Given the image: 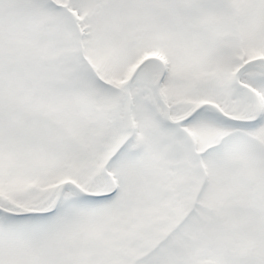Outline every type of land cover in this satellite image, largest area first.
<instances>
[{
  "label": "rangeland",
  "instance_id": "1",
  "mask_svg": "<svg viewBox=\"0 0 264 264\" xmlns=\"http://www.w3.org/2000/svg\"><path fill=\"white\" fill-rule=\"evenodd\" d=\"M30 2L0 0V87L3 86L0 88V198L9 197L24 209L38 211L50 204L51 190L66 177L76 179L79 187L85 191H98L103 182L94 176L95 167L89 160L99 165V157L108 155L114 140L104 139L101 149L92 145L91 150L96 152L97 157L91 151L85 152V156L80 155L76 146L67 141L57 142L62 149L72 151H64L67 165L62 169L56 168L55 156L49 153L47 142L50 143L51 135L61 138L62 133L56 126L49 127L47 119L58 123L66 120V128L75 122L72 117L67 120L62 111L61 105L66 104L62 98L65 93L60 86L51 89L44 80L41 93L35 95L37 100L27 101L30 81L26 79V73H31L30 67L20 74V80L24 79L29 86H20L17 81L6 85L3 82L5 75L14 74L10 69L16 65V56L11 53L15 49L9 40L17 39L24 52H36L32 49V46H36L33 37L37 36L34 32L42 19L50 20L53 16L50 11L53 6L46 0H39L35 4ZM231 2L238 13L236 28L239 30L240 53L233 40L227 37L230 29L223 19V13L217 9L200 6L191 12L182 10L176 14L170 4L160 0H73L69 4L83 20L81 25L87 58L100 69V75L110 76L108 82L112 86L121 88L127 74L135 68L132 49L137 46L142 50L147 49L143 56L155 57L166 67L167 76L160 91L163 97L169 99L172 121L183 119L198 104L218 106L237 120L252 118L258 104L262 121L249 127L225 123L216 119L212 110L206 108L190 121L181 122L184 124L178 130L181 135L194 138L197 152L193 155L201 154L202 158L193 161L164 155L169 142L165 141L159 148L160 134L175 136L176 132L164 127L154 113L157 110L159 114L161 109L157 105L154 109L151 106L154 97L150 78L147 74L140 75L131 88V124L135 132L132 145L141 149V161L146 163L147 168L137 172L136 163L140 158L130 156L132 146H129L107 168L113 180L118 179L120 184L119 200L111 204H80L71 199L75 192L65 189L62 203L65 211H58L52 218L11 222L7 214L2 217L5 215L0 212V264H99L97 254L100 253V245H95L97 240L119 251L122 264H130V255L137 258L142 253L140 246H146L147 242L155 243L161 232L177 229L175 223L179 213L185 214L190 207L184 201L197 196L193 193L200 191L195 180H198V167L195 166L198 162L207 167L209 189L202 191L197 203L203 204V196L206 204L216 209L223 222L230 227L226 232L230 249L245 253L251 248L253 253L264 255V149L257 152L258 148L264 146V66L255 63L240 74L243 91H235L231 86L238 66L264 57V0ZM155 6H161L172 20L167 15H160L158 19L159 12ZM139 31H142V38ZM70 34L76 36L73 32ZM41 38L43 42L38 48L50 58L54 51L46 33ZM203 42L209 43L213 49H208ZM27 43L31 45V51ZM234 55H237L235 61ZM242 55L243 58H240ZM2 58L13 60L12 65L7 63L9 69L3 66L6 63ZM106 70H111V75ZM42 76L49 78L47 72ZM34 101L42 105L40 114L34 113ZM94 103L96 107L101 106L97 100ZM72 105L69 108L73 111ZM110 105L108 103L106 106ZM123 109L122 106L121 114ZM84 114L89 119L94 118L89 110H85ZM77 126L72 128V132L76 139L82 141L81 128ZM122 126L123 122L115 123L110 129L116 139L123 134ZM90 129V135H94L96 129L93 126ZM180 140L183 145V138ZM125 176L132 179L139 176L161 177L165 182L170 178L171 190L166 192L164 189V195L160 196L151 189L150 181L139 180L137 186L131 184L130 179L122 180ZM34 181L38 190L30 187ZM191 188L194 190L191 191ZM206 204L204 207L208 208ZM161 205L171 206L172 213L165 214ZM253 206L259 210L257 216L251 211ZM204 207L201 210L203 213ZM4 208L2 210L6 211ZM199 219L196 217L195 222ZM115 220H119L117 224H114ZM198 222L200 229L192 230L191 225L189 228L180 227L188 236H183L181 240V244L184 243L189 249L186 260L193 264L196 252H204L205 258L223 264L216 221L212 216L207 218L205 230L209 227V233L205 248L198 239L203 222ZM177 237L181 238V235L178 233ZM131 240L136 245L130 244L128 250H124ZM111 258L117 261L114 254ZM169 263L181 264L174 258H170ZM136 264L151 263L136 261ZM224 264L245 263L227 259Z\"/></svg>",
  "mask_w": 264,
  "mask_h": 264
},
{
  "label": "trees",
  "instance_id": "2",
  "mask_svg": "<svg viewBox=\"0 0 264 264\" xmlns=\"http://www.w3.org/2000/svg\"><path fill=\"white\" fill-rule=\"evenodd\" d=\"M39 0H31L30 4H35ZM73 0H46L48 4H52L53 8H50V11L52 12V18L50 20H43L40 22V25L36 29V33L34 32V35L37 37H33L35 40L36 46L32 49L36 52L33 53L24 52L21 48V44L17 39H11L9 40L10 43L14 46V51L11 52L12 55L16 56V65L15 68L10 69L13 75H5L4 78H2L3 82L6 84L14 83V81H17L20 83V86H29L24 79L20 80L21 73H25L26 67H30L31 73H26V79L30 81V87H27V92L29 93V96L26 98L27 101L31 102L33 100H37L35 98V95L41 93V84L43 81H47L50 84L51 89L59 88L65 93L62 94L63 100H65L66 104L65 106L61 105L62 111L64 113V116L68 120L69 118H74L75 122H73L71 125H69V128H66L65 125L67 124V121L64 120L61 123H58L56 121L47 119V124L49 127L56 126L61 130L62 136L61 138H56L51 135V141L48 144V150L50 154H53L55 156L56 168L62 169L64 166L67 165L66 163V156L64 154V151L71 152L72 149H62L57 142L60 141H67L71 145L76 146L77 151L80 153V155L85 156V152L91 151L95 157H97L96 152L91 150V146L94 145L96 148L101 149L103 148L102 142L106 138H110L114 140L113 148L108 150V155H110L123 141V139L127 135V130L125 128V117H124V110L121 114V107L125 104V84L127 80L130 77L131 73H128L123 85L121 88H117L116 86H112L108 80L109 78L106 77V75L102 74L100 75L99 71L100 69L93 65L90 60L87 58L86 54V46L84 42L85 34L83 27L81 25L82 18H80L75 11H73L69 4H71ZM106 1V0H105ZM161 2H167L171 5L172 9L176 14H179L182 10L191 12L194 10V8H198L200 6H206L212 10L217 9L220 10L221 13H223V19L226 21L227 27L230 29L229 33L233 32V34L229 35V38L233 40L234 43L237 44L238 42V29L237 22H238V13L237 10H235L232 6L231 0H190L189 2H185L183 0H160ZM102 5V4H100ZM55 6V7H54ZM57 8V9H55ZM155 9L159 12L157 18L160 19V15H167L168 13H165V11L162 10L161 6H155ZM227 14L226 17H224V14ZM169 17V16H168ZM171 21L172 19L169 18ZM45 28V29H44ZM44 29V30H43ZM46 29H48V32H46ZM70 29L71 31H69ZM15 32L18 30H14ZM137 31V29L135 30ZM70 32H73L76 36L73 37ZM43 33H46V36L48 37L47 41L50 44L51 48L54 51V54L51 55L50 58L46 57L38 48L39 44L43 42L41 35ZM140 37L142 38V31H139ZM140 38V39H141ZM140 40L137 41L139 43ZM198 42V41H196ZM202 43V42H201ZM204 45L207 46L209 49H213V46H211L209 43L203 42ZM27 46H29V49L31 51V45L27 43ZM135 48L132 49L135 53V58L133 60L135 64V68L140 65V63L146 59V56H143L146 54V50L139 49V47L134 46ZM216 49V47H214ZM233 54V53H231ZM4 59V58H2ZM5 60V62H4ZM3 62L6 63L3 66L6 69H9V65H12L13 60L10 59H4ZM8 63V64H7ZM264 66V64H260ZM18 66V69L16 70ZM134 68V69H135ZM246 69V68H245ZM111 75V70H106ZM44 72H47L49 74V78L45 79L42 74ZM161 69L158 66L156 62H148L144 66L141 67L138 75L136 76V79L145 73H150V78L152 85L158 80L160 76ZM13 77V80L11 79ZM136 79L133 81L132 85L136 81ZM1 84V83H0ZM1 89L3 86L0 87ZM20 89V88H19ZM3 91V90H2ZM4 93V92H3ZM4 96H2L3 98ZM164 98V101L168 103V100ZM91 100V103L89 104L88 101ZM95 100H97L100 103V107L95 106ZM57 102H59V99H57ZM34 113H39V108L42 107V105L36 101H34ZM60 103V102H59ZM110 103V107H107L106 105ZM73 104L74 110H70L69 105ZM155 104H159L157 100H155ZM195 108V107H194ZM85 110H89L92 115L93 119H89L85 114ZM79 111V112H78ZM40 114V113H39ZM37 120V117H36ZM123 122V126L121 128L122 135L116 139L114 137V134L110 132V129L112 126L116 123ZM78 125L81 128V138L82 141H79L75 138L72 128L74 126ZM77 126V127H78ZM94 127L96 129V133L94 135H90V127ZM182 133H175L174 135H161L158 140L159 148L162 147V144L165 141L169 142L168 149L164 150V155L169 154V156L178 157L180 159H190L193 161H196L201 158V155H193L194 152H191L195 148V140L188 136L181 135ZM180 138H183L184 144L182 145L180 143ZM56 143V144H55ZM130 144H128L122 152L127 149V147ZM132 150L129 152L130 156L139 157L140 161L136 163L137 172H140L142 170H145L147 168V165L145 162L141 161L142 153L141 149H136L135 145H131ZM170 147V148H169ZM130 151V150H129ZM121 152V153H122ZM16 155V154H14ZM108 155L106 157H99V165H97L94 161L89 160L93 163V166L95 167L94 176L99 177L102 179L103 185L102 187L96 191L93 194H102L105 192H110L112 187L109 180L103 175L102 173V166L107 161ZM120 155V154H119ZM118 155V156H119ZM117 156V157H118ZM116 157V158H117ZM115 158V159H116ZM114 161V160H113ZM111 163V162H110ZM109 163V164H110ZM108 164V166H109ZM38 167L40 166L37 162ZM53 169H55V166H53ZM70 170L72 168L70 167ZM200 170V167L197 169ZM201 171V170H200ZM204 173V172H203ZM205 176V173L202 174ZM128 177V176H125ZM140 177V176H139ZM113 178V177H112ZM130 178H132L130 176ZM136 178V177H134ZM132 180V179H131ZM160 180L162 183H164V179L160 177ZM36 181V180H35ZM33 182L30 187L34 190H38V186L36 182ZM72 181L76 185H78V181L76 179H71L69 177H66L63 182ZM62 182V183H63ZM61 183V184H62ZM59 184L58 187L51 190V209L54 207L55 202L57 203V207L55 211H53L51 214H49V218H52L55 216V214L58 213V211H65L63 210V193L58 195V188L61 185ZM79 186V185H78ZM66 189L73 190L71 187H66ZM74 191V190H73ZM88 192V191H87ZM91 193V192H88ZM39 195L41 193H38ZM118 194L113 195L112 197H116ZM111 197V198H112ZM72 200L78 201L80 204H91V205H97L101 203L108 202V198L102 197V196H90L85 197L77 194L75 192V196L71 198ZM251 199V197H250ZM57 200V201H55ZM3 203V204H1ZM110 202H108L109 204ZM111 204V203H110ZM3 207L6 208V211L8 213H18L21 212H28L31 211L29 208L24 209L17 203H15L11 198L2 196L0 198V208L3 209ZM47 206H43L42 209H46ZM4 208V209H5ZM251 211L255 216H257V213L259 212L258 209H255L254 206L251 208ZM9 217V220L11 222H18L23 219L27 218H14L12 215H7ZM40 218V219H47V218ZM32 218H39L32 216ZM222 218V217H221ZM221 218L217 217V222L221 226L220 227V237H219V244H220V251H221V261L224 262L227 259H233V260H242L245 264H262L264 263V255L259 256L252 252L251 248H248L245 253H238L237 251H234L230 249L228 246L227 240H226V232L230 229L229 226L224 225L221 222ZM30 224V223H29ZM223 227V228H222ZM222 228V229H221ZM122 235H124L122 233ZM130 244L136 245V242L131 240V243H128L124 250H128V247ZM147 248L146 250L149 251L151 246L150 242L146 243ZM95 245H100V253L97 254V257L99 259V264H122L121 263V257L119 251H116L115 249H111L109 247H106L102 245L100 241H96ZM178 248V251L180 253H183V250L180 249L181 247L176 245ZM144 252H147V251ZM160 250V249H159ZM114 254L117 258V261L112 260L111 255ZM153 258H157L153 254ZM129 258L131 259L130 264H136L137 258L130 255ZM166 258V257H165ZM177 259V258H176ZM205 259L204 252L198 253L196 252V257L194 263H198L199 261H202ZM148 261H151L152 264H158L156 259H151L150 257L147 258ZM185 264H188L187 261L184 262Z\"/></svg>",
  "mask_w": 264,
  "mask_h": 264
},
{
  "label": "flooded vegetation",
  "instance_id": "3",
  "mask_svg": "<svg viewBox=\"0 0 264 264\" xmlns=\"http://www.w3.org/2000/svg\"><path fill=\"white\" fill-rule=\"evenodd\" d=\"M129 179H130V183L131 184H134L135 183L137 186H139V184H140L139 183V180L141 182H144L145 179L147 181H150L149 183H150V186L152 187L151 189L157 191L158 193H160V196H163L164 195L162 193L164 189H165L166 192H168V191L170 192V190H171L172 182H171L170 178L168 179L167 182H164V183L161 182L160 177H156V178H152V177H144V178L136 177L135 179L134 178L132 179L130 177L122 178V180H129ZM195 180H196L197 185H200L201 184V186L198 187V188L202 189V191H205V190L209 189V185H207V183H205V182L203 183L202 182V178L198 177V180L196 178H195ZM118 190L120 191V188L117 187V192H119ZM192 190H194V189L191 188V191ZM117 194L118 195L116 197H112L111 198V200H110L111 202H115V201L119 200V193H117ZM193 194H196V191ZM198 197H200V196H194V197H192L190 199H186V201H184V202L188 203L190 205V207H189L188 211L185 214L179 213V215H180L179 217H182L183 218V223H182L181 227L183 228V226L184 227L187 226L189 228L190 225H191L190 228H192V230L193 229H200V225H199V222L198 221H200V222L202 221L203 222V219L202 218H204V222L202 224L203 225V230H199V232H198V239H199V241H201V237L199 235L200 232L205 233L203 242H204V245H206L207 242H208L209 227H208L207 230H205V229L207 228V218H210L211 217V208H210V205L206 204V202L203 200V198H204L203 196H201V200H202L203 204L197 203ZM204 204H206L208 206V208H205L204 207ZM161 206L164 208L165 214H169V213L171 214L172 213V210L173 209L171 208V206H169V205H161ZM203 207H204V210H205L204 213L201 211L203 209ZM194 208H196L197 210H194ZM207 214H208V216H207ZM187 216H188V219L186 220ZM184 217H186V218H184ZM196 217L197 218H201V219H199L197 222H195V218ZM118 221L115 220L113 222H114V224L115 223L117 224ZM182 232L185 233V234H187L185 232V230L184 231L182 230ZM168 233L171 234L169 237L167 235H165L164 232H161L156 237V239L159 240V242L156 245L162 246L165 242H167V243L172 242L171 240H173V239L176 238L177 231H168ZM147 241H148V238H147ZM140 248L145 249L147 247L146 246H140ZM152 253H154V247L153 246H152V249L149 252V254H152ZM138 259L139 260H142V259L145 260L146 257H145V255L143 253H140L138 255Z\"/></svg>",
  "mask_w": 264,
  "mask_h": 264
},
{
  "label": "water",
  "instance_id": "4",
  "mask_svg": "<svg viewBox=\"0 0 264 264\" xmlns=\"http://www.w3.org/2000/svg\"><path fill=\"white\" fill-rule=\"evenodd\" d=\"M257 62H260V63H264V58H259L257 60ZM145 62H143L142 65H144ZM139 71L136 70L134 72V74L132 75V77L130 78V80L128 81L127 85H126V93H125V96H126V106H125V122H126V128L128 130V136L125 138V140L120 144V146L113 152V154L109 157V160H113L116 155L124 148V146L132 139L133 135H134V131L133 129L131 128V96H130V84H131V81L134 79V77L136 76L137 72ZM241 69L238 70V72L235 74L234 76V84L236 86L237 89H240L241 88V84L239 83V81L237 80V77H238V74L240 73ZM155 94L158 98V100L160 101V103L163 105L164 108H166V104L163 102V100L161 99L160 97V94L158 92V90L156 89V86H155ZM208 105H201L199 107H197L193 113H196L197 111L203 109L204 107H206ZM209 107H212L215 112L225 118V119H229L226 115H224L218 108H215L213 106H209ZM256 113H258V110L256 109ZM165 117H166V121L168 124H172L169 120V112L167 110V112L165 113ZM235 122H242V123H246L247 121H236V120H233ZM173 125H178V124H173ZM107 164L104 165L103 167V174L105 175V177L108 179V180H111V176L107 173ZM67 185H71L78 193L82 194V195H88L87 193H85L83 190L79 189L78 187L75 186V184L73 183H65L61 186V189L60 191L63 190V188ZM113 187H114V183H113ZM38 213L37 212H30L28 213L27 215H37ZM197 264H217L215 261L213 260H204V261H201Z\"/></svg>",
  "mask_w": 264,
  "mask_h": 264
}]
</instances>
